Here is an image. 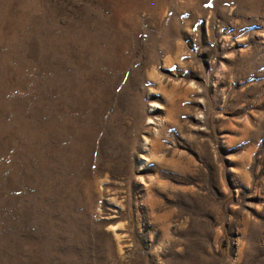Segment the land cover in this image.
<instances>
[{
    "label": "rangeland",
    "instance_id": "obj_1",
    "mask_svg": "<svg viewBox=\"0 0 264 264\" xmlns=\"http://www.w3.org/2000/svg\"><path fill=\"white\" fill-rule=\"evenodd\" d=\"M0 264H264V0H0Z\"/></svg>",
    "mask_w": 264,
    "mask_h": 264
},
{
    "label": "bare ground",
    "instance_id": "obj_2",
    "mask_svg": "<svg viewBox=\"0 0 264 264\" xmlns=\"http://www.w3.org/2000/svg\"><path fill=\"white\" fill-rule=\"evenodd\" d=\"M146 145V144H145Z\"/></svg>",
    "mask_w": 264,
    "mask_h": 264
}]
</instances>
